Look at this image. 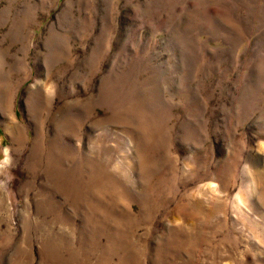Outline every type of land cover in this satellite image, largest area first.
I'll use <instances>...</instances> for the list:
<instances>
[{"label": "rangeland", "instance_id": "obj_1", "mask_svg": "<svg viewBox=\"0 0 264 264\" xmlns=\"http://www.w3.org/2000/svg\"><path fill=\"white\" fill-rule=\"evenodd\" d=\"M0 264H264V0H0Z\"/></svg>", "mask_w": 264, "mask_h": 264}]
</instances>
